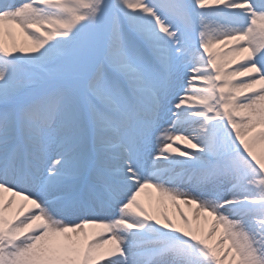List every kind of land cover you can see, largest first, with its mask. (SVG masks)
I'll return each instance as SVG.
<instances>
[{"label":"snow or ice","instance_id":"snow-or-ice-1","mask_svg":"<svg viewBox=\"0 0 264 264\" xmlns=\"http://www.w3.org/2000/svg\"><path fill=\"white\" fill-rule=\"evenodd\" d=\"M0 264H264V0H0Z\"/></svg>","mask_w":264,"mask_h":264},{"label":"bare ground","instance_id":"bare-ground-1","mask_svg":"<svg viewBox=\"0 0 264 264\" xmlns=\"http://www.w3.org/2000/svg\"><path fill=\"white\" fill-rule=\"evenodd\" d=\"M142 198L146 200V199H147V196L145 195V196H143Z\"/></svg>","mask_w":264,"mask_h":264}]
</instances>
